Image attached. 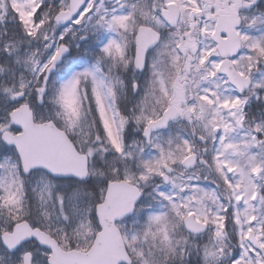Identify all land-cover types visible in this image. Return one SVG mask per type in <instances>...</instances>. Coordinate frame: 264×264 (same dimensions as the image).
I'll use <instances>...</instances> for the list:
<instances>
[{"label":"snow or ice","instance_id":"obj_1","mask_svg":"<svg viewBox=\"0 0 264 264\" xmlns=\"http://www.w3.org/2000/svg\"><path fill=\"white\" fill-rule=\"evenodd\" d=\"M0 264H264V0H0Z\"/></svg>","mask_w":264,"mask_h":264}]
</instances>
